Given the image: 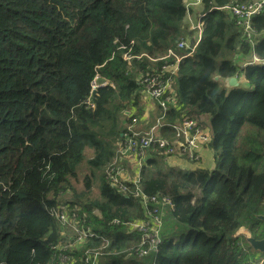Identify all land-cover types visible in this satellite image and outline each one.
<instances>
[{
  "label": "trees",
  "instance_id": "obj_1",
  "mask_svg": "<svg viewBox=\"0 0 264 264\" xmlns=\"http://www.w3.org/2000/svg\"><path fill=\"white\" fill-rule=\"evenodd\" d=\"M184 1L0 0V264H56L63 247L79 259L104 239L101 264H147L125 253L140 239L126 225L144 209L110 186L105 169L133 109L138 120L145 113L137 79L152 62L128 65L123 55L132 48L133 56L159 59L156 66L174 64L162 59L168 50L187 37L196 42ZM254 1L202 0V40L174 77L177 107L160 116L165 125L190 118L209 129L216 167L189 172L149 155L142 192L170 197L171 222L187 228L179 237L163 231L152 264L264 261L236 236L244 228L264 239V66L235 65L251 47L237 20L217 9ZM253 27L263 33L255 52L264 58V14ZM236 75L243 84L226 87ZM161 133L172 137L168 126ZM85 169L80 191L74 182ZM97 180L99 196L90 199ZM66 204L80 205L101 238L79 244L52 214ZM115 219L120 225L109 223Z\"/></svg>",
  "mask_w": 264,
  "mask_h": 264
},
{
  "label": "built area",
  "instance_id": "obj_2",
  "mask_svg": "<svg viewBox=\"0 0 264 264\" xmlns=\"http://www.w3.org/2000/svg\"><path fill=\"white\" fill-rule=\"evenodd\" d=\"M202 0H192L186 4V20L190 24V29L196 31V42L186 38L169 49L167 55L162 59L173 58L174 64L154 65L159 59L152 58L148 53L133 56L132 48L123 55V59L131 65L133 59L143 62V58H148L152 64L146 67V72L141 74L137 82L142 87L141 94L156 101L163 116L170 108L177 107L176 93L173 90L174 77L176 76L181 61L190 57L202 40L203 36V16H199L194 22V15L191 10L194 6L200 5ZM218 10L226 11L231 17L237 20L238 27L242 30L243 40L251 47L250 56L238 57L235 64L241 69L247 66L263 65L264 58H261L253 50L256 46V38L260 33L253 27V18L264 13V0H256L243 5H226ZM123 48V47H122ZM125 49V48H124ZM179 50L186 51V55H178ZM99 76L93 82V92H96ZM89 105L93 104L89 101ZM133 109V114H135ZM138 118L132 116V121L128 125L122 139L117 144L116 154L113 161L105 169V178L110 186L118 193L132 195L140 201L144 209V217L129 222L126 227L128 233H138L139 243L125 251H133L139 259H144L152 252H157L162 240L161 229L163 227L164 211L162 206L174 207L170 197L163 195L148 196L144 194L140 187L138 173L146 165V160L151 153H157L165 161L171 158L185 159L195 164L202 162V151L210 148L212 136L209 129H201L195 119L185 118L183 121L165 125L163 118L157 122V127L168 126L172 130V137L158 136L154 128L150 131H140L137 128ZM132 168L136 176L133 179L128 177L129 169ZM52 214L60 223L69 227L77 236V242L83 243L85 239H95L100 236L95 232L91 220L81 206L70 207L69 204L53 209ZM112 224H119L115 219ZM102 246L86 251L76 259L65 253L68 247L59 248L58 263L56 264H101L104 250L108 247V241L103 240ZM73 247L74 244L69 245ZM130 255V254H129Z\"/></svg>",
  "mask_w": 264,
  "mask_h": 264
},
{
  "label": "crops",
  "instance_id": "obj_3",
  "mask_svg": "<svg viewBox=\"0 0 264 264\" xmlns=\"http://www.w3.org/2000/svg\"><path fill=\"white\" fill-rule=\"evenodd\" d=\"M186 2L188 0H185ZM192 12L194 15V22L196 23L198 21L199 16L203 15V4L194 6L192 8ZM238 83H242L244 82V78L241 77H237ZM142 102L144 104V109H145V113L144 116L139 119V123L137 124V128L140 131H150L151 129L154 128V132L156 135L161 136V129L162 127H157V122L162 118V116H160V109L157 105L156 101H152L151 99L147 98L146 96H142ZM202 162L198 165L195 164L193 162L187 161L185 159H178V158H171L169 160H167V163L171 166V167H179L182 170H186L189 172H195L199 169H203V170H207L209 172H213L215 170L216 167V160H215V154L214 151L210 148H206L202 151ZM136 176L135 171L130 168L129 172H128V177L130 179H133ZM138 177H140V173H138ZM162 209L164 211V218H163V227L161 229V233L163 236V231L164 227L168 224L174 223L173 221L171 222V217L168 214L167 207L166 206H162ZM166 211V214H165ZM242 234V232H240ZM146 258V257H145ZM145 258L143 259L145 263H147L145 261ZM151 261H153V258L151 259ZM148 264V263H147ZM259 264H264V261L261 260L259 262Z\"/></svg>",
  "mask_w": 264,
  "mask_h": 264
},
{
  "label": "rangeland",
  "instance_id": "obj_4",
  "mask_svg": "<svg viewBox=\"0 0 264 264\" xmlns=\"http://www.w3.org/2000/svg\"><path fill=\"white\" fill-rule=\"evenodd\" d=\"M190 0H188L187 2L186 1H184V3H188ZM236 5V4H235ZM190 119V118H189ZM150 155V154H149ZM91 156V152L90 151H88L87 152V157H90ZM80 168V167H79ZM87 172V170L85 169L84 171H83V173H81L80 175H79V178L74 182L75 183V187H76V189L77 190H80V191H82L81 189L83 188L84 189V185H83V183L81 182V180H82V178H83V176H84V174ZM99 183H100V181L99 180H97L96 181V184L93 186V188H92V191H91V194L89 193V198L90 199H96L98 196H99V190H98V185H99ZM71 198V195H68L66 198L68 199V198ZM173 226V227H172ZM162 231H164V232H166V233H168V234H174V233H176V234H179L178 235V237L179 236H181L182 234H184V233H186V231H187V228L185 227V226H182V225H173V223H172V225L171 224H168V225H166L165 227H164V230H162ZM180 232H183V233H180ZM156 253L155 252H152L149 256H147L146 258H145V261L148 263V264H152L151 263V259L154 257V255H155ZM264 254V253H263Z\"/></svg>",
  "mask_w": 264,
  "mask_h": 264
},
{
  "label": "water",
  "instance_id": "obj_5",
  "mask_svg": "<svg viewBox=\"0 0 264 264\" xmlns=\"http://www.w3.org/2000/svg\"><path fill=\"white\" fill-rule=\"evenodd\" d=\"M239 85L240 83H238V80L236 77H231L226 80V87L236 88ZM94 94L95 92L93 93V95ZM259 219L264 222V216H259ZM245 239H246L247 244H249L255 251L264 253V239L258 240V239L253 238L251 235L247 236Z\"/></svg>",
  "mask_w": 264,
  "mask_h": 264
},
{
  "label": "clouds",
  "instance_id": "obj_6",
  "mask_svg": "<svg viewBox=\"0 0 264 264\" xmlns=\"http://www.w3.org/2000/svg\"><path fill=\"white\" fill-rule=\"evenodd\" d=\"M190 1H192V0H190ZM189 1V2H190ZM188 2V3H189ZM202 4V3H201ZM185 5H186V3H185ZM191 12H192V10H191ZM192 14H193V12H192ZM264 14V13H263ZM262 15V14H261ZM261 15H259V16H261ZM256 17H258V16H256ZM255 18V17H254ZM253 18V19H254ZM185 22H186V24H188L189 25V28H190V24L188 23V21L186 20V18H185ZM191 30V29H190ZM191 31H194V30H191ZM195 33H196V31H194ZM260 33V35L259 36H261L263 33H261V32H259ZM258 36V37H259ZM196 37H197V33H196ZM258 37L256 38V43H257V39H258ZM187 38H189V37H187ZM192 40V39H191ZM197 40V39H196ZM193 41V40H192ZM253 50L255 51V47L253 48ZM258 55V54H257ZM250 56V54L248 55V57ZM259 56V55H258ZM248 57H246V58H248ZM260 57V56H259ZM238 57H236V59H237ZM245 57L243 58V60L244 59H246ZM235 59V60H236ZM236 65V64H235ZM253 66H255V65H253ZM260 66H263V65H260ZM248 67V66H247ZM234 77H239L238 75H236V76H234ZM226 84V83H225ZM94 93V92H93ZM141 96H143L142 94H141ZM142 99V98H141ZM159 107V106H158ZM160 109V108H159ZM128 115H130V113H127ZM132 116H135V114H132L131 115V118H132ZM136 117V116H135ZM162 118H163V116H162ZM161 118V119H162ZM164 119V118H163ZM131 121H132V119H131ZM138 123H139V121H138ZM130 124V123H129ZM128 124V125H129ZM128 127V126H127ZM163 128V127H162ZM210 149H211V147H210ZM164 159V158H163ZM147 161V160H146ZM165 161V160H164ZM165 162H167V161H165ZM140 178V177H139ZM141 187V186H140ZM145 194V193H144ZM80 206V205H79ZM83 209V208H82ZM110 223V222H109ZM112 224V223H111ZM95 230V229H94ZM128 231V230H127ZM95 232H96V230H95ZM240 232H242V234L240 233ZM97 233V232H96ZM98 234V233H97ZM99 235V234H98ZM236 236H244L245 238L247 237V236H250V234L244 229V228H242L238 233H237V235ZM100 238H101V236H100ZM131 248V247H130Z\"/></svg>",
  "mask_w": 264,
  "mask_h": 264
},
{
  "label": "flooded vegetation",
  "instance_id": "obj_7",
  "mask_svg": "<svg viewBox=\"0 0 264 264\" xmlns=\"http://www.w3.org/2000/svg\"><path fill=\"white\" fill-rule=\"evenodd\" d=\"M120 141V140H119ZM119 141L117 142V144L119 143ZM117 147V146H116Z\"/></svg>",
  "mask_w": 264,
  "mask_h": 264
}]
</instances>
